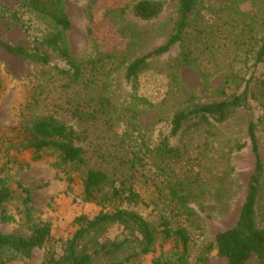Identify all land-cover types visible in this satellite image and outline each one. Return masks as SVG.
<instances>
[{
  "label": "rangeland",
  "instance_id": "374dc122",
  "mask_svg": "<svg viewBox=\"0 0 264 264\" xmlns=\"http://www.w3.org/2000/svg\"><path fill=\"white\" fill-rule=\"evenodd\" d=\"M20 1L0 0V181L14 195L0 208V233L28 237L30 226L42 223L50 225L51 235L30 259L7 264L58 261L79 228L76 219H92L102 210L84 200V168L64 163L53 150L37 158L33 150L22 146L25 130L45 117L76 130L86 141L82 143L85 148L106 145L129 156L138 154L143 166L138 169L135 189L141 202L123 207L160 230L165 222L172 230L186 228L191 238L189 264H201L203 257L208 258L206 264H227L216 250H206L218 234L236 225L245 202L255 168L248 137L251 121L257 127L264 165V58L256 61L264 39V0H200L184 41L150 59L134 83L126 80V66L168 42L175 30L178 0H152L165 1V6L149 21L135 15L140 0H64L71 22L66 45L83 66L79 83L72 89L66 88L71 82L69 65L43 44L50 27L21 9ZM134 28L147 38L143 46L129 50ZM1 43L38 49L50 62L22 60ZM187 53L192 65L180 68L176 61ZM94 65L96 70L104 68L95 72L91 70ZM246 89L249 108L232 112L223 123L211 120L207 128L189 122L172 136V120L178 111L233 99ZM100 93L115 98L118 111L110 130L105 118L92 126L75 114L77 109L92 113L96 106L87 103H95ZM164 138L180 148L179 162L166 164L146 154V148L153 149ZM243 144L246 147L238 151ZM22 187L31 192L30 223ZM260 209H264V178L256 219L262 227ZM4 214L12 220L3 222ZM121 233L122 228L113 226L101 239L114 240ZM181 252L174 238L161 236L154 253L130 264H153L160 257L174 263ZM248 264L257 261L252 258Z\"/></svg>",
  "mask_w": 264,
  "mask_h": 264
},
{
  "label": "trees",
  "instance_id": "16d2710c",
  "mask_svg": "<svg viewBox=\"0 0 264 264\" xmlns=\"http://www.w3.org/2000/svg\"><path fill=\"white\" fill-rule=\"evenodd\" d=\"M199 4L200 0H178L174 33L165 45L126 66L127 82L137 81L139 75L149 67L150 59L169 53L175 45L184 41L187 31L193 27L191 16L194 15ZM164 6L165 1L140 0L134 7V12L138 18L149 21L158 17ZM20 8L34 14L36 19L46 22L50 27L51 32L43 39V44L57 52L69 65L67 76L71 82L66 88H74L83 74V66L81 63L78 64L66 45L65 36L71 29V22L65 12L64 0H21ZM130 33L133 42H130L128 49L143 46L147 38L146 34L138 28L132 29ZM1 44L9 53L22 60L43 65H48L50 62L49 56L38 49L30 51L22 47ZM263 58L264 39L258 52L257 63L262 62ZM176 62L180 68L192 65L189 53L183 54ZM95 68L96 65L91 70L100 72L104 66L97 70ZM94 101L95 103H87L88 106L92 104L96 106L92 113L77 109L75 114L79 116V121L88 120L93 123L92 126L105 118V124L110 130L118 111L114 104L115 98L104 93ZM242 108H249L248 89L233 99L198 104L178 111L172 120L171 134L178 135L183 126L189 122L201 128L211 127V120L223 123L232 112ZM256 129V124L251 121L248 126V137L255 157V168L248 183L247 196L239 219L232 229L218 234L215 242L206 250L207 253L216 250L227 264H248L252 258L256 259L257 264H264V209H260L263 226L260 227L256 220L264 165L259 153ZM24 134L22 146L33 150L38 155L37 158L40 157L41 152L53 150L59 154L64 163L84 168V200L102 208L92 219L86 216L76 219L75 223L79 228L67 242L64 255L58 261L52 260L49 264H130L143 255L154 253L161 236L165 240L174 238L177 246H181L182 252L177 254L174 263L170 259L165 260L160 257L154 260L153 264H189L191 238L186 228L172 230L168 222H165L163 230H160L138 212L123 207L125 204L131 207L137 206L141 202V197L135 189V183L139 178L138 169L143 166V159L138 154L133 153L129 156L119 153L117 148L109 150L106 145L95 146L93 149L92 145L91 148H85L82 143L86 141L76 130L59 123L52 117L36 120ZM245 147L246 144L238 145L237 150L241 151ZM147 152L166 164L179 162L182 158L180 148L171 146L168 138L161 140L153 149L146 148V154ZM22 190L26 195L25 206L30 223L31 192L23 187ZM13 198V191L5 181L1 180L0 208L10 203ZM107 209L109 210L106 211ZM1 219L3 222L12 220L6 214ZM113 226L122 228L121 236L114 240L107 237L101 239ZM30 230L31 234L28 237L0 233V264H7L17 259H30L34 251L43 247L51 235V227L48 224H33ZM207 261L208 258L203 257L201 264H206Z\"/></svg>",
  "mask_w": 264,
  "mask_h": 264
}]
</instances>
